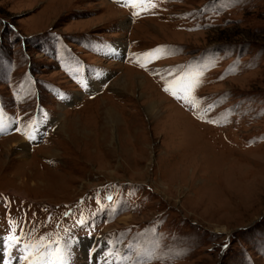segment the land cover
I'll return each mask as SVG.
<instances>
[{
    "label": "rangeland",
    "instance_id": "obj_1",
    "mask_svg": "<svg viewBox=\"0 0 264 264\" xmlns=\"http://www.w3.org/2000/svg\"><path fill=\"white\" fill-rule=\"evenodd\" d=\"M5 230L6 264H264V0H0Z\"/></svg>",
    "mask_w": 264,
    "mask_h": 264
},
{
    "label": "snow or ice",
    "instance_id": "obj_2",
    "mask_svg": "<svg viewBox=\"0 0 264 264\" xmlns=\"http://www.w3.org/2000/svg\"><path fill=\"white\" fill-rule=\"evenodd\" d=\"M135 7L136 5L133 4ZM165 91H169L168 88H165ZM173 95H177V93H173ZM177 98L179 96L177 95ZM9 239H14L13 237H10ZM17 239V243H18ZM30 245H25V250L29 249ZM48 245H44L43 249L37 248L36 252H29L28 254L22 253V259L24 260L25 264H50V262L47 261L46 258V250L48 249ZM17 259H21V257H17ZM58 259H62V257H58ZM133 264H140L138 261H134Z\"/></svg>",
    "mask_w": 264,
    "mask_h": 264
},
{
    "label": "bare ground",
    "instance_id": "obj_3",
    "mask_svg": "<svg viewBox=\"0 0 264 264\" xmlns=\"http://www.w3.org/2000/svg\"><path fill=\"white\" fill-rule=\"evenodd\" d=\"M137 75H134V80H137ZM143 82V81H142ZM141 87V86H140ZM157 107H159V106H157ZM155 108H156V106H154V104H150L148 107H147V110H146V112H147V114H148V116H152V115H154V110H155ZM160 110V109H159ZM107 112H111L110 111V109L108 108L107 109V111H106V113ZM156 116V115H155ZM160 116V115H159ZM109 118H114V116H112V114L109 116Z\"/></svg>",
    "mask_w": 264,
    "mask_h": 264
}]
</instances>
